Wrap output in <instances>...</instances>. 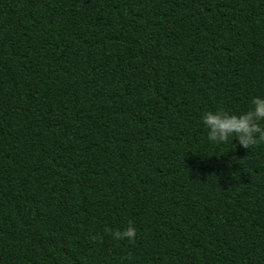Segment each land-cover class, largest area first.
<instances>
[{
    "label": "trees",
    "instance_id": "trees-1",
    "mask_svg": "<svg viewBox=\"0 0 264 264\" xmlns=\"http://www.w3.org/2000/svg\"><path fill=\"white\" fill-rule=\"evenodd\" d=\"M257 95L264 0H0V264H264Z\"/></svg>",
    "mask_w": 264,
    "mask_h": 264
},
{
    "label": "clouds",
    "instance_id": "clouds-1",
    "mask_svg": "<svg viewBox=\"0 0 264 264\" xmlns=\"http://www.w3.org/2000/svg\"><path fill=\"white\" fill-rule=\"evenodd\" d=\"M249 104L246 111L239 113L222 109L204 111L199 123L206 131L207 142L222 145L235 141L236 145L245 150L264 144V126L261 124L264 122V96L251 97ZM135 235L136 229L132 226L112 232L115 240L132 241Z\"/></svg>",
    "mask_w": 264,
    "mask_h": 264
}]
</instances>
